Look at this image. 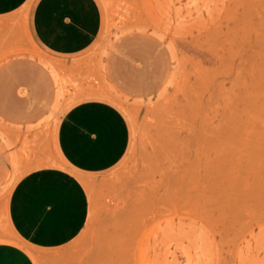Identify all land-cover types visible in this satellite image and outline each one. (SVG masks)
Here are the masks:
<instances>
[{"label": "rangeland", "instance_id": "1", "mask_svg": "<svg viewBox=\"0 0 264 264\" xmlns=\"http://www.w3.org/2000/svg\"><path fill=\"white\" fill-rule=\"evenodd\" d=\"M34 0L0 15V242L34 264H264V0H97L101 27L60 55L34 37ZM116 108L120 159L71 166L68 111ZM67 170L88 196L84 229L40 249L15 230L26 175Z\"/></svg>", "mask_w": 264, "mask_h": 264}, {"label": "crops", "instance_id": "2", "mask_svg": "<svg viewBox=\"0 0 264 264\" xmlns=\"http://www.w3.org/2000/svg\"><path fill=\"white\" fill-rule=\"evenodd\" d=\"M28 0H0V15ZM30 26L47 50L69 55L86 49L101 27L97 0H34ZM122 114L104 102L73 106L59 127V144L71 166L96 172L117 162L127 144ZM17 233L40 249L62 247L84 229L88 196L80 179L67 170L44 168L23 177L9 203ZM0 264H34L22 247L0 242Z\"/></svg>", "mask_w": 264, "mask_h": 264}]
</instances>
